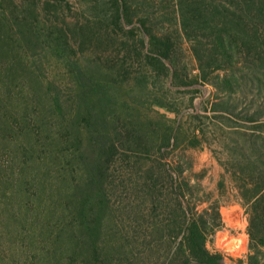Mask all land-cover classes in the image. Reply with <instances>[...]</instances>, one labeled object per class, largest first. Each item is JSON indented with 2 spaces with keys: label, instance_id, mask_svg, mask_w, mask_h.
Masks as SVG:
<instances>
[{
  "label": "trees",
  "instance_id": "obj_1",
  "mask_svg": "<svg viewBox=\"0 0 264 264\" xmlns=\"http://www.w3.org/2000/svg\"><path fill=\"white\" fill-rule=\"evenodd\" d=\"M28 9L0 15V121L10 117L11 130L35 151L44 135L27 112L49 107L65 133L59 152L70 145L80 175L64 194L68 214L46 233L48 264H264V106L257 105L264 102V0H104L91 20L65 24L33 19L34 2ZM45 54L62 64L64 83L37 68ZM150 79L208 85L233 99L235 111L249 95L257 107L245 118L249 134L225 124L243 119L234 111L215 118L233 132L225 139L228 171L249 216L245 261L229 263L208 247L223 227L220 207L200 213L192 203L184 158L174 154L181 126L136 115L134 100L117 96L132 82L146 91ZM152 103L167 109L163 100ZM204 135L197 128L186 147L198 148ZM112 197L122 204L117 216L109 212Z\"/></svg>",
  "mask_w": 264,
  "mask_h": 264
},
{
  "label": "rangeland",
  "instance_id": "obj_2",
  "mask_svg": "<svg viewBox=\"0 0 264 264\" xmlns=\"http://www.w3.org/2000/svg\"><path fill=\"white\" fill-rule=\"evenodd\" d=\"M99 1L12 0L11 3V0H0V15L10 17L11 12L19 13L21 10L28 13L29 4L34 2L36 9L38 8L37 15L33 17L35 20L45 21L49 16L60 24L84 23L102 10L104 0ZM88 46L93 49L91 45ZM186 55L189 64L195 68L191 55ZM37 59V68L44 75L52 80L65 82V70L55 57L45 54L39 55ZM139 73L145 76L142 71ZM146 73L150 78L151 75ZM135 77L140 78L138 75ZM150 82L151 86L146 91L133 82L125 89L117 88V96L121 100L127 95L133 99L135 104L132 106L136 109L133 113L136 115L141 114L144 118L162 122H167V119L176 120V128L181 126L180 144L174 154L184 158V176L194 187L192 203H198L200 213L207 210L213 214L211 208L215 205L220 207L223 227L210 238L208 247L212 252L229 258V263L245 261L249 252V216L232 174L228 171L232 166L229 152L231 146L230 141L225 139L226 136L233 138V132L219 125L215 118L220 117V112H226L227 109L234 111L243 119L233 118L232 123L225 124L237 126L241 134H249L252 124L245 121V118L252 116L257 107L251 108V97L248 95L247 100L236 103L235 111L233 99L217 93L208 85L175 88L169 86V82L167 85L162 83V80L150 79ZM244 93L248 94L246 90ZM154 99L163 100L167 109L154 106ZM257 105L263 107L264 102ZM45 109L47 111H39L32 105L27 112L32 129L44 135L39 138L41 143L37 142L35 151L31 149L26 135L11 130L13 120L9 116L7 120L10 122L7 123L4 119L0 121V264H48L50 255L47 253L51 243L46 238V233L56 226L59 218L68 214L64 194L70 191L74 180L80 178L75 162L70 157V145H65V152H59V149L64 150V145L59 143L65 139L59 118L49 107ZM43 114L46 116V131L42 126L40 128L39 120ZM196 116L200 119H196ZM197 128L205 134V141L198 148H187L184 138L191 136ZM110 206L109 212L112 215L121 213L122 204L118 198L112 197ZM60 250L59 258L67 260V257L63 259L65 249Z\"/></svg>",
  "mask_w": 264,
  "mask_h": 264
},
{
  "label": "built area",
  "instance_id": "obj_3",
  "mask_svg": "<svg viewBox=\"0 0 264 264\" xmlns=\"http://www.w3.org/2000/svg\"><path fill=\"white\" fill-rule=\"evenodd\" d=\"M238 249V248H237Z\"/></svg>",
  "mask_w": 264,
  "mask_h": 264
}]
</instances>
